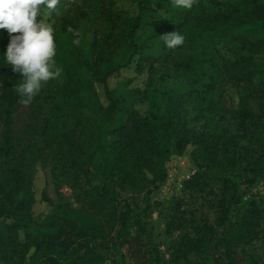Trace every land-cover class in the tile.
Instances as JSON below:
<instances>
[{"label":"trees","instance_id":"16d2710c","mask_svg":"<svg viewBox=\"0 0 264 264\" xmlns=\"http://www.w3.org/2000/svg\"><path fill=\"white\" fill-rule=\"evenodd\" d=\"M132 1L136 8L128 13L116 8L115 0H61L59 16L48 20L65 79L49 80L28 104L21 103L19 86L13 85L18 73L0 57V158L7 164L0 188L2 264H71L66 257L76 229L92 224L44 194L41 200L50 209L33 214V177L54 146L60 172H79L88 181L117 151L122 187L149 194L145 170L162 179L167 158L191 143L197 170L187 183L214 195V219L180 232L172 264H236L234 241L256 233L262 216L253 208L236 229L226 226L242 203L240 187L264 178V0H196L184 10L173 8V0ZM152 5L154 11L168 9L170 16L154 33L141 36L143 15ZM83 20L91 23L94 38L77 45L72 36ZM174 30L185 41L168 49L161 35ZM3 31L0 54L9 41ZM133 65L145 76L143 86H109ZM169 79L186 91L170 94ZM26 106L33 121L22 134L38 133L39 139L24 141L11 128L15 112ZM87 191L88 212L101 214L116 203L106 184ZM131 211L124 202L117 218L121 229ZM121 229L116 237L122 240Z\"/></svg>","mask_w":264,"mask_h":264},{"label":"rangeland","instance_id":"374dc122","mask_svg":"<svg viewBox=\"0 0 264 264\" xmlns=\"http://www.w3.org/2000/svg\"><path fill=\"white\" fill-rule=\"evenodd\" d=\"M73 1L79 2V0ZM115 1V7L119 10L128 13L135 11L136 6L132 0ZM173 8L184 10L174 6ZM169 16L168 9L161 8L154 11L152 5L143 15L138 33L141 36L154 33L155 29L161 28L162 22L167 21ZM48 21L51 23V20ZM93 32L91 23L83 20L72 37L78 38L80 42L89 43L94 38ZM4 38L5 33L0 30V45ZM55 65L58 67L56 60ZM64 79L61 74L56 81L62 83ZM144 80L145 76L137 74L133 65L122 69L112 77L109 86L113 87L122 82H128L130 87L143 86ZM21 83H23L22 76L19 73L14 74L13 85L20 86ZM165 87L170 94L186 91L182 84L172 79L167 80ZM30 112L31 109L26 106L17 110L12 117L13 132L25 139L24 141L38 138V133L22 134L25 127L33 121ZM57 148L58 146H54L52 154L43 161V165L38 167V172L33 177V214L50 209V206L41 200V195L44 194L53 203L68 204L78 210L81 217L85 215L92 220L90 226L83 222L76 229L74 236L77 237L69 247V254L66 257L67 260L68 258L71 260V264H172L171 254L180 232H192L193 224L201 223L202 220L212 222L214 219V195L208 193V188L203 191L193 190L187 183L197 170L192 155L194 146L191 143L187 144L182 153H172L167 158L163 164L165 175L162 179H155L153 171L145 170V182H150L151 185L149 194L140 190L134 192L129 186L122 187L121 175L116 169L117 165L122 166L118 161L117 151L108 154V167L96 170L97 176L88 181L79 172L76 175L65 170L60 172L57 160L54 159L56 151L54 149ZM10 165H15V161ZM6 167L4 159L0 158V188L5 184L6 177L2 174ZM96 184H106L115 191L116 203L108 205L106 209L100 211L101 214H98V209H95V213L87 211L90 204L87 190ZM240 194L242 203L235 207L226 227L236 229L240 217L245 215L249 218L252 208L258 210L262 219L254 235L234 241L236 264H264V178L249 187H240ZM124 202L130 205L132 211L121 229L117 218ZM168 222L171 223L169 229ZM118 229H121L118 237L122 235V240L116 237ZM92 234L96 236L93 237Z\"/></svg>","mask_w":264,"mask_h":264},{"label":"clouds","instance_id":"9594fccd","mask_svg":"<svg viewBox=\"0 0 264 264\" xmlns=\"http://www.w3.org/2000/svg\"><path fill=\"white\" fill-rule=\"evenodd\" d=\"M61 0H0V30L9 35L0 57L19 73L23 83L15 88L21 103L28 104L49 80L58 79L62 68L55 65L57 46L54 27L47 18L59 16ZM196 0H173V6L191 9ZM39 17V19H38ZM68 31H72L70 28ZM164 46L175 49L184 44L185 37L175 30L161 35ZM79 44L77 38L73 41Z\"/></svg>","mask_w":264,"mask_h":264}]
</instances>
